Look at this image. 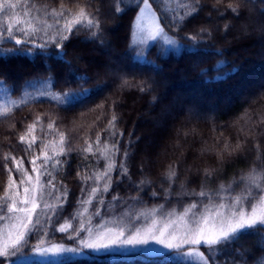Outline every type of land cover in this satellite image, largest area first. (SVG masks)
<instances>
[{"label": "trees", "instance_id": "trees-1", "mask_svg": "<svg viewBox=\"0 0 264 264\" xmlns=\"http://www.w3.org/2000/svg\"><path fill=\"white\" fill-rule=\"evenodd\" d=\"M31 2L56 8L63 4L73 11L77 5L93 13L99 9L103 30L99 39L104 43L81 28L65 42L63 57L58 55L59 49L50 47L47 54L36 49L32 54L24 52L9 59L0 58V79L14 86L9 89L12 99H21V89L25 86L30 94L29 103L0 116V196L9 179L8 169L15 167L14 161L5 158L22 159L23 167L32 175L30 158L39 157L36 163L41 164V142L59 145L61 133L67 154L58 157L62 166L49 164L48 167L55 176L56 187L63 191V185L68 190L63 208L67 217L69 212L83 207L79 202L87 198L90 187L96 186L97 182L88 180L85 184L81 177L104 170L106 161L98 150L97 137L99 149L105 144L109 148L117 145L119 152L113 158L117 166L121 162L126 164L131 178L123 179L117 187V172H113L112 189L103 199L110 200L117 194L124 199L142 197V201L134 202L136 207L166 204L178 211L182 209L181 204L195 201L193 197L175 195L180 191L179 185L198 192L205 181V169L212 173L207 186L215 189L234 178L238 180L251 167L260 166L256 145L264 155V81L238 91L239 99L233 93L247 79L264 72V0H200L198 12L182 21L178 29H171L170 34L180 38L179 48L159 44L160 51L151 47L142 55H136L137 49L129 47L136 7L120 14L114 11L115 0ZM149 2L159 15L157 4ZM191 3L192 0H171L170 7L183 15L184 5ZM229 5H239L238 16ZM119 6L126 7L124 3ZM202 28L208 29L211 36H204L194 46L184 38L185 34L196 35ZM3 47L12 48L14 43L7 42ZM217 64L221 65L219 73H228L232 68L238 70L218 80V72L213 70ZM202 70H208L206 76ZM261 77L264 80V75ZM124 80L128 81L127 86ZM142 84L146 88L143 92L140 91ZM81 89L89 90L86 96L76 94ZM46 90L76 92L66 98L65 104H58L50 97L39 95ZM189 90L199 95L191 98ZM226 98L231 100L224 108L220 102ZM113 116L115 129L110 130ZM49 123L53 124L51 129ZM31 125L35 127L29 133ZM113 131L123 135L113 136ZM20 136L28 140L36 137L32 150L26 151ZM89 144L92 153L84 151ZM125 150L129 157L122 161ZM45 151L53 155L51 147ZM169 166L175 169L177 178L171 185L173 194L165 196L164 189L170 185L164 174ZM11 176L19 185V174L13 171ZM144 178L152 183L142 192L137 191L133 182L138 184ZM98 183L103 186V181ZM153 191L156 197L151 196ZM90 206L96 208V200ZM67 235L54 237L67 241ZM234 249L249 250L253 258L247 264L264 259V230L242 236L226 252H218L217 264L238 261L239 253ZM201 251L205 249L201 247ZM170 253L172 250L151 256H143L138 251L89 253L60 261L17 264H178L175 255ZM4 261L0 258V264Z\"/></svg>", "mask_w": 264, "mask_h": 264}, {"label": "snow or ice", "instance_id": "snow-or-ice-1", "mask_svg": "<svg viewBox=\"0 0 264 264\" xmlns=\"http://www.w3.org/2000/svg\"><path fill=\"white\" fill-rule=\"evenodd\" d=\"M160 8L158 15L152 8L149 0H115L114 11L123 14L132 7L138 9L134 18L133 32L131 33L130 45L132 49H137L136 55H142L151 47H157L159 44L179 48L180 38L177 35L170 34L172 28H179L182 21L190 18L199 10L200 0H192L190 5H184V14L178 15L171 9V0H152ZM124 3L125 8L119 5ZM229 8L237 16L239 15V5H229ZM165 21L162 24L161 21ZM228 26L225 25V28ZM83 28L88 31L92 38L99 39L103 35L101 21L99 19V9L96 12H89L86 7L77 5L75 11L66 8L63 4L59 8L49 7L44 4L37 6L31 0H0V58L9 59L12 55H22L24 52L32 54L36 49H40L43 54L50 47L59 49L58 55L65 56V42L69 38L78 34ZM167 29V30H166ZM75 30V32H74ZM201 33L203 35H201ZM204 36H211L208 29L202 28L196 35L188 36L186 39L192 42L194 46L204 39ZM7 42H13L14 47L6 48L3 45ZM159 42V43H158ZM142 49L143 51H140ZM149 63H155L149 61ZM220 64L213 66V70L218 72L216 79H224L227 75L237 71L232 68L228 73H219ZM208 70H202L203 75H207ZM27 85V82H26ZM124 85L128 81L124 80ZM150 88V85L148 86ZM13 85L0 79V89L4 93V98L0 100V116L7 115L19 105H25L30 102V94L26 86L21 89L22 98L15 100L9 92ZM146 88L142 84L140 91ZM88 89L55 92L46 90L39 93L41 96L50 97L52 101L58 104H65L66 98L76 92L77 95L86 96ZM155 100V97H153ZM39 122V117L37 118ZM116 117L113 116L109 122V129H115ZM35 125L29 126L28 132H32ZM53 127L52 123L48 128ZM112 135H123L122 133L112 132ZM36 137L28 140L26 136H20V141L26 145V151L32 150ZM97 146L100 155L105 159L106 164L102 172H94L91 176L81 177V180L87 184L88 180H93L96 186L90 187L86 193L87 198L81 200V206L90 205L96 200L98 205H104V194L108 193L113 186L112 174L117 172L116 186L119 187L123 179H131L128 175V168L121 162L117 166L113 158L119 152L116 144L111 148L105 144L103 149H99V137H97ZM118 143V142H117ZM64 136L60 134L59 145H50L41 142L42 162L38 166L36 161L39 157L30 158L32 172L35 178L30 175L28 170L23 167V160H16L15 157H6L15 162V167L8 169L9 179L4 188L3 195L0 196V258L5 261H11L25 247H34L39 254L58 255L64 252H77L81 248H67L63 244H50L45 239L48 235V227L52 222V216L57 214L58 209L63 210V204L67 201L68 190L61 185L63 191L56 187L53 182L55 176L49 170V164L53 166H62L58 159L60 155H66L64 148ZM51 147L53 155L49 156L45 149ZM240 145H237L239 148ZM58 148V151H57ZM228 148V145H225ZM86 153H92V145L89 144L84 150ZM257 161L260 166H253L249 171L233 179L228 184H220L212 189L207 186V180L212 173L204 170L205 181L202 182L200 190H187L184 184L179 185L180 191L175 193L177 196H188L195 198V201L189 204H181L182 211L177 212L175 208L163 213L165 222L160 225L156 219L152 220L149 226L137 227L130 222L125 227H108V222L92 224V216H98L99 208L89 214L87 220L81 219L78 228L73 229L75 237H79L81 232L86 236L79 239V244L84 249L94 251L107 250L117 247L133 248L140 246H149L148 250L160 252L161 248L151 247V245H161L164 249L172 250L177 258L178 264H217V253H224L233 244L238 243L242 236L257 234L264 230V155L260 154L259 145H256ZM129 152L125 150L122 153V161L127 160ZM15 171L19 174V185L12 178L11 173ZM164 178L170 187L164 189L165 196L172 195L171 185L177 178V173L172 166L164 174ZM103 181V186L99 185ZM152 181L144 178L138 184L133 182V187L137 191H143L144 187L151 184ZM239 188V191H237ZM53 192L59 193L53 195ZM152 197H156L155 191L151 192ZM49 199L54 202L49 203ZM124 198L118 194L114 195V202L122 201ZM130 199L142 201V197L133 196ZM198 201V202H197ZM207 201V202H205ZM109 207H113L110 203ZM164 209V205L154 206L152 209L140 211L135 215L136 222L146 218L148 214L155 215ZM39 210V211H38ZM88 208L84 207V213ZM132 215V213H125ZM74 216L81 217L82 213L76 212ZM71 227L67 222L60 225L59 232H68ZM35 237L37 243L30 245L29 241ZM71 238V237H70ZM201 247L205 251H201ZM239 253V260L234 264H247V260L253 258L249 250L234 249ZM207 253V254H206ZM255 264H264L261 259Z\"/></svg>", "mask_w": 264, "mask_h": 264}, {"label": "rangeland", "instance_id": "rangeland-1", "mask_svg": "<svg viewBox=\"0 0 264 264\" xmlns=\"http://www.w3.org/2000/svg\"><path fill=\"white\" fill-rule=\"evenodd\" d=\"M262 75H264V72L259 74V76L254 75L253 78L250 77L249 79H247L246 82H244V84L241 87H239L238 90L234 91L233 97H235V99H239L240 94L238 91L253 88L257 85V83L264 81L263 78L261 77ZM188 92L189 94L192 95L191 98L199 95V94L197 95L196 92L193 93L191 90H189ZM198 93L200 92L198 91ZM3 98H4V93L2 89H0V100H2ZM229 100H231V98H226L224 101L220 103H222L223 107L225 108ZM32 175H33V178H35L36 174L33 173ZM58 194L59 193L53 192L54 196ZM48 202L53 203L54 201L52 199H49ZM134 202L135 201L130 198L123 199L122 201H119V202H114L112 199L110 200L106 199L104 200V205L102 206L98 205L94 209H92L90 205H85L81 209L80 208L75 209L74 212L72 211L69 212V217L65 216L66 215L64 213L65 210L60 211L58 209L57 214L52 216V222L48 227V235L47 237H45L48 243H46L45 246L47 247L50 244H63L67 248H81V250L77 252H64L58 255H52V254L43 255V254L37 253L34 247H25L24 249H22L20 254H18L16 257H12L11 261H4L3 264H17L20 262L21 263L22 262H49V261H58V260L60 261L61 259H64V258L85 256V255H88L89 253H104V252L131 253L133 251H138L143 256H151V255L162 254L166 251H169V249H164L163 246L155 245V244L151 245V247L161 248L160 252H152L148 250L149 246H140V247H135V248L128 246V247H117V248H112V249H107V250L94 251L91 249H84L79 244V239L86 236V233L81 232L79 237H75L73 234V229L78 228L80 220L81 219L87 220L88 215L94 213L97 210V208H99L100 214L98 216H95V215L92 216L93 225L101 223L103 221H107L108 227L119 226V227H125V228L129 226L130 222L136 224L137 227H140V226L146 227V226L151 225L153 219L158 220L159 224L162 225L165 222L163 213L172 209L166 204H160V205H164V209H162L159 213H156L155 215L148 214L146 218H142L140 222H136L134 219L135 215H139L140 211H146L147 209H152V208L136 207ZM65 203L66 202H64L63 204V208L65 206ZM110 203L113 204V207L111 208L109 207ZM84 207L88 208L87 213H84ZM180 211H182V209L178 210L177 212H180ZM76 212L82 213V216L81 217L74 216V213ZM125 213H132V215H125ZM66 222L71 225V227L68 229V232H64V233L59 232L58 228L60 227V225L65 224ZM74 223L76 224L75 226H73ZM65 233H68V235L66 236L67 241L54 237L55 235L65 234ZM29 243L30 245H35L37 243V239L33 237L29 241Z\"/></svg>", "mask_w": 264, "mask_h": 264}]
</instances>
